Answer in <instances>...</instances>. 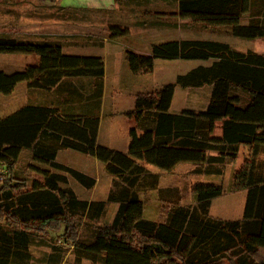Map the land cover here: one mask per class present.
<instances>
[{
  "label": "trees",
  "instance_id": "obj_1",
  "mask_svg": "<svg viewBox=\"0 0 264 264\" xmlns=\"http://www.w3.org/2000/svg\"><path fill=\"white\" fill-rule=\"evenodd\" d=\"M170 17L227 28L238 39L264 38V0H177ZM108 31L111 39L128 34L117 25ZM63 47L49 36L0 35L1 54L38 57L21 71H0V94L10 95L24 82L30 92L54 90L59 98L0 118V166L5 169L0 178V264H30V246L36 235L45 234H59L74 250L76 262L101 257L102 264H264V160L257 159L264 155V55L200 39L153 44L147 55L125 51L134 75L151 73L155 59L211 62L178 75L174 84L135 95L133 109L123 112L135 123L123 153L97 143L102 59L64 54ZM175 86H209L206 107L169 112ZM89 87L91 93L84 96ZM216 122L222 123L220 138L213 136ZM241 145L252 147L251 157L229 191L246 192L240 219L209 216L212 200L226 190L208 183L194 184V205L173 204L165 222L144 218L140 193L169 189L159 188V174L143 164L171 174L188 163L191 176H221ZM62 150L93 157L116 178L106 201L78 199L64 186L66 178L59 172L86 189L93 188L95 179L57 163ZM23 151L31 154L25 170L41 180L21 178L14 169ZM107 204H117V210L109 224L99 225ZM50 249L47 264H61L64 248Z\"/></svg>",
  "mask_w": 264,
  "mask_h": 264
},
{
  "label": "rangeland",
  "instance_id": "obj_2",
  "mask_svg": "<svg viewBox=\"0 0 264 264\" xmlns=\"http://www.w3.org/2000/svg\"><path fill=\"white\" fill-rule=\"evenodd\" d=\"M27 4L18 5L16 7L9 8L14 13L11 14L10 22L0 21V34H10L11 36H17L19 38H41L48 36L49 33L57 32V35L49 36L59 39L64 44V49L71 50L69 45L70 37L68 34L73 32H79L87 34V32H93L100 37L94 38L95 40L111 39L106 36V31L110 26L115 25L112 21L93 22L92 26H87L88 22L78 20V22L70 21L69 14L61 11L59 7L47 6L41 3H36L33 0H26ZM15 11L28 13V18H25L24 14L22 19ZM57 17L59 23L52 21H45L47 18ZM37 20H36V19ZM45 18V19H43ZM9 21V20H8ZM87 24V25H86ZM71 25H75L72 27ZM122 27V26H121ZM178 30V29H177ZM174 30V36H184L189 39H200L219 41L229 44V46L236 51L251 50L258 54L264 55V38L254 40H243L234 38L227 28H210L201 24H188V28L181 24V31ZM109 32V31H108ZM135 36V37H134ZM137 32L132 30L131 36H122L115 39L116 42L109 44L110 54L105 59V76L108 82V91L106 93L107 98L110 101V110L113 112H102V123L99 131V137L97 143L100 146L107 147L109 149H116L121 151V147L126 142L125 130L128 123H134L133 120L124 118L123 112L133 109L135 98L133 95L136 93H145L156 90L163 85L175 83V79L178 75H183L196 68L198 66H208L211 61L202 62L199 60H163L155 59L153 70L148 74L134 75L129 70L124 59L121 50L124 46H137L134 42L138 41L136 38ZM91 38V37H90ZM89 37L80 38L81 47L89 46ZM169 39V38H168ZM153 43H163L165 41L161 38L152 39ZM99 41V42H100ZM139 42V41H138ZM88 43V44H87ZM140 44V43H139ZM78 46V47H79ZM80 47V48H81ZM83 50V49H81ZM107 50V52H108ZM38 57L34 54H1L0 53V70L12 71L24 67L26 63L34 65L37 62ZM121 78V85H118V80ZM19 87L10 95L0 94V117H4L12 112H8L14 109L17 103H21V88L25 87V83L18 84ZM17 85V86H18ZM24 86V87H23ZM120 89V91H119ZM34 91L32 93H36ZM42 95H46L44 91H41ZM50 94L46 95L55 97L49 91ZM133 94V95H132ZM34 95L33 98L35 97ZM55 95V94H54ZM43 96V97H44ZM21 101V102H20ZM209 101V89L208 86L203 88H189L181 89L175 86L174 96L172 99V110L195 108L200 109L204 107ZM17 107V106H16ZM176 113V112H172ZM73 152V155L63 157L67 166L75 169L89 177L95 179V185L91 189H86L79 185L74 179L64 172H59L66 178L64 186L70 187L78 199L87 201H106L109 191L112 189V185L115 177L111 176L105 170L103 164L89 155H84L78 152ZM31 161L28 155L23 152L20 155L18 162L14 169L19 173V176L28 177L29 179L41 178L33 173L27 172L25 166ZM244 165L243 152L235 161V165L226 164L224 166V174L220 180H216V176H191L189 171L192 166L188 163L179 164L171 174H165L150 166L146 165V169L149 172L157 173L160 176L159 188L169 189L167 192L158 190H146L140 193V199L144 205V218L157 222H165L169 208L173 205L181 206H193L194 199L191 193L192 186L198 183L204 184H217L224 187L225 194L212 200L209 208V216L213 219L221 220H236L242 216L244 208V193H227L231 191L234 185V176L240 171L241 166ZM5 169L0 166V171L5 174ZM1 174V175H2ZM0 175V178H2ZM220 183V184H219ZM1 185V181H0ZM117 204H107L106 212L103 218L99 221V225L109 224L117 210ZM58 245L64 248V256L61 264H102L100 258L97 257L95 261L88 259H82L79 262L75 261L74 250L70 247V244L63 242V239L59 234H45L36 235L30 246L31 261L30 264H47V256L50 253V246ZM167 264V263H164ZM223 264H228L227 262Z\"/></svg>",
  "mask_w": 264,
  "mask_h": 264
},
{
  "label": "crops",
  "instance_id": "obj_3",
  "mask_svg": "<svg viewBox=\"0 0 264 264\" xmlns=\"http://www.w3.org/2000/svg\"><path fill=\"white\" fill-rule=\"evenodd\" d=\"M36 3H41L47 6H53V7H59L63 9H69L70 13L69 14V19L70 21L78 22V20L88 22L86 25L87 26H92L91 23L93 22H101V21H112L115 22V25L117 26H122L128 29V36H131L132 30L137 32V40L139 41H134L137 46H124V49L121 50V53L123 54L121 56L122 59H124V52L125 51H131L135 52L138 54H143L147 55L150 52V48L153 44L156 42H152L154 38H161L164 39L165 41H179L182 39H189L187 37L178 35L174 36L173 34L174 30L181 31V24L185 25L186 28H188V24L191 23L188 20H180L178 18H172L170 15L174 14L177 10V0H33ZM22 4H27L26 0H0V21L4 20L7 22H10L13 17H11V14L14 13L13 10H10L9 8L16 7L18 5ZM17 14L20 15L18 19H22L23 14L25 18H28V13L27 11L23 12H18L15 11ZM14 19V18H13ZM12 19V20H13ZM36 19V18H35ZM45 19V18H43ZM9 20V21H8ZM37 20V19H36ZM59 19L57 17H52V18H47L45 21H52L56 22L55 24L59 23ZM193 24V23H191ZM194 25V24H193ZM74 27L75 25H71ZM94 29H92V32H87V34H82L79 32H73L68 34V37H70L69 40V45H71V50L67 51L63 48V53L68 54V55H80V56H93V57H99L102 59L103 64H104V78H103V89H102V95L100 98V110L99 112H113L110 110V101L107 98V91H108V82L105 79V59L106 56L107 58L109 57L110 50L109 49V44L116 42L115 39H103V42L100 40H95L94 38L100 37L98 34H95L93 32ZM106 36L110 37L108 30L106 31ZM57 32L49 33L48 36H54L57 35ZM0 35H9L7 33L0 34ZM82 37H91L89 41V46H84L81 47L77 44H80V41ZM135 37V36H134ZM169 38V39H168ZM100 41V42H99ZM140 43V44H139ZM88 44V43H87ZM79 46V47H78ZM81 47V48H80ZM83 49V50H81ZM108 50V52H107ZM38 61V60H37ZM125 61V59H124ZM36 63V62H35ZM34 63V64H35ZM126 63V61H125ZM29 63H26V65L23 67H20L19 69H15L12 71H3L5 74H11L17 71L23 70L25 67L29 66ZM121 78L118 80V85H121ZM24 83V82H23ZM20 84V83H19ZM18 85V84H17ZM15 87L14 91L18 89L19 85ZM24 87V86H23ZM205 87V86H204ZM203 88V87H201ZM91 88H86L84 93L90 94L91 93ZM183 89H189V88H181ZM198 89V88H197ZM200 89V88H199ZM209 89V94L211 91V88L208 86ZM13 91V92H14ZM120 91V89H119ZM12 92V93H13ZM55 99L53 97L46 96L50 94L49 92H44L42 95L41 91H37L34 95V93L30 92L28 89L27 84L25 83V87L21 88L20 90V95L22 102L17 103L15 105L14 109H11L8 112H16L20 108L28 105H49L51 103H54L56 100H59L57 93L54 90L50 91ZM11 93V94H12ZM137 94V93H136ZM34 95L35 97L33 98ZM63 96L66 95V93L62 94ZM61 95V96H62ZM133 95V94H132ZM44 96V97H43ZM174 96V95H173ZM135 98V94L133 95ZM172 103V101H171ZM17 106V107H16ZM206 107V105L200 109H193V108H184V109H176L172 110V107L170 105L169 112H182L184 110H202ZM131 110V109H130ZM129 111V110H128ZM119 112H127V111H119ZM11 114V113H10ZM8 114V115H10ZM7 116V115H5ZM4 116V117H5ZM2 118V117H0ZM102 123V117L100 115V120H99V128H98V133H97V139L99 137V131ZM135 126V123H128L127 124V129L125 130V136L126 142L125 144L122 145L121 152L126 153L129 145V135L128 132L131 128ZM213 136L216 138H220L222 136V123L221 122H216L215 127H214V132ZM116 150V149H113ZM120 151V150H117ZM25 152L29 159H31V154L29 152ZM22 152V153H23ZM75 152V151H74ZM243 152L244 155V162L251 157L252 153V147L248 145H241L238 148V152L236 155V158L234 160L228 161L225 163L230 164V165H235V161L237 160V157H239L240 153ZM21 153V155H22ZM73 152L72 150H62L57 153L56 156V162L67 166L66 163L63 160V157L65 156H72ZM259 161L264 160V155H260L257 158ZM144 167H146L145 164H143ZM149 166V165H147ZM69 167V166H67ZM151 168H154L150 166ZM177 167V166H176ZM242 167V166H241ZM156 169V168H154ZM176 169V168H175ZM174 169V170H175ZM157 170V169H156ZM224 174V172H223ZM216 176V180H220L221 177L223 176ZM220 184V183H219ZM244 193V197L246 198V192L245 191H239ZM239 192H229V193H239ZM245 204V201H244ZM243 213V212H242ZM241 218V217H240ZM239 218V219H240Z\"/></svg>",
  "mask_w": 264,
  "mask_h": 264
},
{
  "label": "built area",
  "instance_id": "obj_4",
  "mask_svg": "<svg viewBox=\"0 0 264 264\" xmlns=\"http://www.w3.org/2000/svg\"><path fill=\"white\" fill-rule=\"evenodd\" d=\"M3 172L2 171H0V175L2 174Z\"/></svg>",
  "mask_w": 264,
  "mask_h": 264
}]
</instances>
